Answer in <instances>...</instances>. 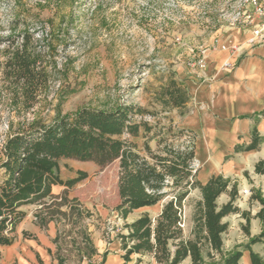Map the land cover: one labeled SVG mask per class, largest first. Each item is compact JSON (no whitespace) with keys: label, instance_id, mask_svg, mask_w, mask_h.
<instances>
[{"label":"trees","instance_id":"16d2710c","mask_svg":"<svg viewBox=\"0 0 264 264\" xmlns=\"http://www.w3.org/2000/svg\"><path fill=\"white\" fill-rule=\"evenodd\" d=\"M68 17V22L61 15L57 23L49 19L39 26L34 24L31 31L24 25L17 35L0 38L5 44L1 51L2 80L18 90L27 109L32 108L40 93L48 88L51 69H56L54 62L51 65L55 50L52 37L68 34L73 16ZM63 67L61 72H67V63ZM75 91L68 89L64 95L61 92L55 115L48 123L33 120L9 134L1 147L0 169L4 176L0 182V247L15 242L16 228L25 217L20 208L36 205L33 217L39 228L47 229L50 222L57 225L52 239L57 264H66L69 253H74L78 264H91L98 253L87 227L82 224L91 213L82 208L76 198L68 197V191L86 179L87 173L77 171L76 177L63 180L59 162L74 159L103 167L117 161L119 203L114 211L123 221L133 211L163 201L156 217L143 213L130 223L124 222L115 235L122 252V264L131 263L133 257L135 264L140 263L144 256L152 258L154 264L186 261L189 264H240L243 252H248L250 264H264V256L252 249L255 244L264 245V229L253 236L249 232L251 219H258L261 226L264 225V198L258 191L251 190L250 203L255 201L260 205L253 216L249 210L238 207L241 195L237 180L217 174L202 183L198 179L199 169L193 167L197 139L194 131L171 123L162 125L158 121L152 125L142 117L156 118L158 112L131 103H116L110 108L82 106L72 113L62 114L61 104ZM153 95L162 112L180 110L190 101L187 89L174 76H169ZM260 117H264V110L252 116L255 125L250 131V142L235 145L234 153L259 149L264 141L256 129ZM138 138L143 139L141 148L133 141ZM152 141L154 149L150 146ZM254 166L255 174H264V160ZM57 185L65 189L60 195L52 193V187ZM193 190L199 191V198L192 204L191 228L189 236L185 237L183 204ZM222 195L228 199L219 205L217 200ZM232 215L245 221L240 227L248 241L224 253L223 235L230 226L224 219ZM23 237L32 235L23 232ZM108 255L109 251L103 252L101 261L96 264H104Z\"/></svg>","mask_w":264,"mask_h":264},{"label":"rangeland","instance_id":"374dc122","mask_svg":"<svg viewBox=\"0 0 264 264\" xmlns=\"http://www.w3.org/2000/svg\"><path fill=\"white\" fill-rule=\"evenodd\" d=\"M236 1L0 0V38L17 35L23 31L24 25L31 31L34 24L39 26L49 19L57 23L61 15L68 22V16H73L68 34L52 37L55 50L51 65L54 62L56 69H51L48 88L40 93L32 108L24 107L18 90L4 82L0 74V151L7 136L18 128L33 120L48 123L55 115L61 92L64 95L68 89L76 91L61 104L62 114L72 113L82 106L110 108L116 103H131L158 112L156 118L142 117L152 125L158 121L162 125L171 123L175 127H184L193 109L186 105L180 110L162 112L160 105L154 101V90L169 76L180 82L181 75L184 78L191 76L185 74L189 69L188 63L193 62L201 50H207L206 53L215 51L213 38L218 30H225L224 15ZM4 47V42L0 40V70ZM64 63H67V72H61L64 71ZM133 141L139 148L142 147V138ZM205 144V139H196L199 161L204 158ZM150 146L154 149L155 142L152 141ZM59 167L63 180L76 177L77 171L87 173L86 179L68 191V197L76 198L82 208L90 211L91 216L84 218L82 224L87 227L90 239L98 249L105 245L113 252L118 247L115 235L124 222L130 223L143 213L154 218L161 210L163 201L153 207L133 211L125 221L117 215L114 211L119 203L117 161L100 167L92 162L63 159ZM193 167L200 169L199 162L194 161ZM208 173L209 168L205 167L198 175L204 179ZM3 176L4 172L0 169V182ZM62 190L59 193L65 189ZM198 198L199 191L193 190L184 201L185 237L189 236L191 228L192 204ZM225 199L222 195L217 203L220 205ZM238 219L240 217L236 215L224 219L230 225V241L245 237L240 227L245 221L242 219L243 222L239 223ZM102 253L93 257L91 264L99 263ZM140 259V263L136 264H154L149 256ZM135 260L133 257L129 264H135ZM66 264H78L74 253L68 254ZM183 264H189V261Z\"/></svg>","mask_w":264,"mask_h":264},{"label":"crops","instance_id":"0c3cea01","mask_svg":"<svg viewBox=\"0 0 264 264\" xmlns=\"http://www.w3.org/2000/svg\"><path fill=\"white\" fill-rule=\"evenodd\" d=\"M247 35L246 31L235 29H225L221 32L223 40L229 39L237 45L242 44ZM205 57L207 66L204 72L199 73L189 68L185 74L191 76L184 78L181 75L182 83L190 95L187 108L193 109L189 122L184 127L195 132L197 141L201 137L206 143L204 158L199 161L196 156L195 161L200 164L199 173L205 167L209 168V173L204 179L198 175V179L205 183L211 175L221 174L232 181L237 180L240 195L244 190L249 193L241 195L239 201L241 199L242 201L238 207L241 210H249L254 216L260 205L255 201L250 203L249 196L251 190H255L264 198V174L257 175L254 172V165L264 160V141L258 150L234 153L233 149L235 145L250 142V131L255 125L252 116L264 110V40L254 47L242 46L236 52L217 49L206 53ZM225 61L229 62L230 68L222 69ZM256 129L258 134L264 137V117L259 118ZM62 188L64 190V187L53 186L52 193L60 195L59 190ZM225 198L222 203L227 201L226 195ZM26 207L30 209L27 210ZM37 208L36 205H25L20 208L25 217L16 228L15 242L11 246L0 247L1 264H57L53 258L55 245L52 243L57 225L50 222L47 229L39 228L33 217ZM236 217L239 218L238 215ZM238 222L243 221L240 218ZM249 225L252 236L258 235L264 228L258 219H251ZM23 232L31 234L32 237L24 238ZM229 233L230 230L228 234L223 235L224 253H229L235 246L248 241L246 236L230 241ZM111 241L113 242V239ZM256 246L258 248H255ZM262 246L264 245L255 244L252 249L263 257ZM95 248L98 254L109 251L104 264H122L119 243L113 252L105 245L99 249L97 246ZM242 262L250 264L248 252H243L240 263Z\"/></svg>","mask_w":264,"mask_h":264},{"label":"built area","instance_id":"2783aa9c","mask_svg":"<svg viewBox=\"0 0 264 264\" xmlns=\"http://www.w3.org/2000/svg\"><path fill=\"white\" fill-rule=\"evenodd\" d=\"M225 29H235L237 31H246L247 36L242 44H236L229 39H222L220 30L217 31L213 38L212 46L214 50L225 52H236L246 46L254 47L264 40V0H237L231 9L224 15ZM206 51L201 50L193 62L188 63V67L204 72L206 62ZM230 68L229 62L225 61L222 69ZM249 194L248 191H242L241 195Z\"/></svg>","mask_w":264,"mask_h":264}]
</instances>
